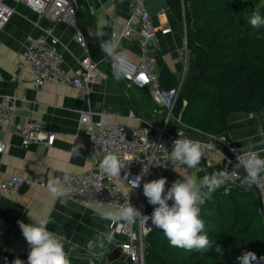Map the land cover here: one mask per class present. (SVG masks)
Wrapping results in <instances>:
<instances>
[{"label": "crops", "instance_id": "0c3cea01", "mask_svg": "<svg viewBox=\"0 0 264 264\" xmlns=\"http://www.w3.org/2000/svg\"><path fill=\"white\" fill-rule=\"evenodd\" d=\"M3 1L14 9V13L10 22L0 31V72L3 74L0 94L11 93L18 96L15 122H39L45 131L54 132L56 139L52 146L32 143L23 147L21 134L17 132L14 124L0 127V140L11 144L7 154H0V177L6 178L15 174L46 182L45 187L26 185L19 194L0 199V250L17 256L27 249L28 244L17 221L32 223L33 220L29 216L31 215L48 219L50 231L63 234L73 243L81 245L79 249L71 252V258L82 264H89L91 258L98 256L96 264H108L107 253L117 246V241L122 240V237H114V242L98 250L95 256L88 254L84 247L98 231H109L110 221L101 220L96 215L99 206L87 207L81 197L73 198L68 193L62 199H55L47 190V183L61 176L64 171L74 174L93 166V158L87 150L85 131L80 130V134H76L81 112L90 108L95 113L109 116L110 122L125 124L129 131L143 125L139 120L130 117L131 113L136 117L157 122L162 121L164 117L152 114V109L157 107V104L147 87H136L124 78L115 79L111 61L104 59L105 54L99 46L101 38L96 36L98 30L106 33L102 38L104 40L120 38L129 14L128 0H74L78 7L79 25L84 31L90 54L93 59L99 61L100 72L93 77L88 92L85 88L58 82L46 83L36 90L27 70L21 73L19 80L16 78L28 34H41L44 28L53 27V35L58 38L57 49L62 56V67L69 71L77 68L83 50L75 40L73 27L53 24L46 18H39L22 0ZM153 22L156 28L154 53L157 58L162 59V67L169 70L173 76L172 80L177 84L183 72L185 83L191 81L196 67L194 58L187 49L184 25L181 26L169 10L153 17ZM119 50L124 52L131 62L138 61L140 47L135 38H123ZM188 132L194 135H199V132L202 135L212 134L199 129L193 132L189 129ZM223 133L242 148L248 143L259 144L264 141V111L232 113ZM74 143L82 144L83 147L79 150V157L70 158L68 151ZM260 155L264 157V152ZM234 166L236 165L233 162L222 155L212 153L210 164H199L194 169L176 164L161 177L171 183L186 178L199 182L205 175ZM243 185L241 183L240 186ZM250 187L254 190L253 186ZM153 209V205L149 206L145 215L150 216ZM148 222L151 223V220ZM122 261L127 264L124 258Z\"/></svg>", "mask_w": 264, "mask_h": 264}, {"label": "built area", "instance_id": "2783aa9c", "mask_svg": "<svg viewBox=\"0 0 264 264\" xmlns=\"http://www.w3.org/2000/svg\"><path fill=\"white\" fill-rule=\"evenodd\" d=\"M146 0H128L129 14L124 23L120 42L123 38H135L140 47L138 61L131 62L135 71L124 79L139 88L147 87L157 107L155 114L162 115V121L146 120L143 117H133L143 123L134 131H129L128 126L122 123H113L104 120V114L95 113L92 109L81 112L79 117L77 135L84 130L88 144L87 150L93 158V166L88 170L71 174L73 182L69 196L81 197L83 204L87 207L99 206L102 202L105 207L124 203L126 193L129 191V182L136 176L141 175L143 168L148 167V174L143 175L140 187L129 193V202L146 214L149 206L147 198L143 195V183L161 178L162 174L175 166L182 165L180 162L170 160V151L173 142L180 138L197 140L205 145V156L200 164H210V155L218 153L228 161L233 160L228 156L227 149L236 160L237 153L232 149H241L231 141L226 134H200L194 135L188 130L195 131L185 124L180 116L173 114L174 106L179 99L183 85L185 84V73L176 86L164 88L161 85L159 72L157 70V57L154 53L156 28L153 17L148 12ZM32 9L39 18H46L53 24H65L75 29V40L83 50L75 70L69 71L62 67V56L57 49L58 38L53 35V27H47L41 34H28L22 59L18 65L16 78L19 80L21 73L28 71L31 82L36 90L41 89L46 83L58 82L72 85L77 88L90 90V84L95 74L100 72L99 61L92 58L84 31L79 25L78 7L74 0H22ZM14 9L0 0V31L10 22ZM104 59H108L104 56ZM110 60V59H108ZM3 74L0 72V81ZM18 96L11 93L0 94V127L5 124H14L17 132L21 134V144L28 147L32 143H44L52 146L56 134L45 131L43 125L36 121L26 124L15 122V110L17 108ZM168 101L172 106L165 103ZM212 145L213 147H208ZM11 144L0 140V154H7ZM108 152L117 153L126 163L125 169L121 171V177H108L103 175L99 168V162ZM237 161V160H236ZM229 172L236 175L220 188L229 193L233 186L241 185L245 177L238 167L227 168ZM125 173L128 174L124 179ZM167 181L166 189L171 186ZM26 185L46 186L44 180L38 181L33 178H23L11 174L6 178L0 177V199L5 196L16 195ZM264 216V174L255 185H252ZM98 188L100 189L98 191ZM172 202L169 201V204ZM151 223H141L137 220L133 224L124 222L109 223V231L115 233V237H122L117 241V246L122 251V258L127 264H144L146 254V236L154 228ZM29 246L20 255L12 256L6 250H0V264H13L19 258L27 264ZM98 256L89 260L90 264H96Z\"/></svg>", "mask_w": 264, "mask_h": 264}, {"label": "trees", "instance_id": "16d2710c", "mask_svg": "<svg viewBox=\"0 0 264 264\" xmlns=\"http://www.w3.org/2000/svg\"><path fill=\"white\" fill-rule=\"evenodd\" d=\"M261 3L264 0H168L169 12L186 27L187 49L196 67L194 88L187 98L180 95L173 110L188 126L220 134L232 113L264 111V28L253 29L248 23ZM260 11L264 15V8ZM157 66L162 87L177 85L161 58ZM201 218L222 254L172 247L154 227L146 236L144 264H239L237 257L245 251L264 256V216L250 186H233L229 193L217 189L201 206Z\"/></svg>", "mask_w": 264, "mask_h": 264}, {"label": "clouds", "instance_id": "9594fccd", "mask_svg": "<svg viewBox=\"0 0 264 264\" xmlns=\"http://www.w3.org/2000/svg\"><path fill=\"white\" fill-rule=\"evenodd\" d=\"M264 8V3L258 4L255 10L248 17V23L253 29L264 28V15L260 9ZM106 33L98 30L96 36L101 38L100 49L105 57L110 59L113 69V76L119 80L128 77L135 71V66L131 63L128 56L119 50L120 38L102 39ZM169 107L172 105L165 101ZM110 117L105 115L107 122ZM264 141L259 144L248 143L243 148L237 150V167L242 168L245 177L242 184L245 186L255 185L264 174V157L260 155L264 152ZM82 144H75L68 151L70 158L80 156ZM208 147H213L212 145ZM258 149V150H257ZM205 156V145L201 142L189 138L176 139L170 151V160L180 162L189 169L196 168ZM115 152H108L99 162V168L103 175L116 178L121 177V171L125 169L126 163ZM148 174V167L143 168L142 174L130 181L129 191L126 193L124 203H117L114 206L105 207L99 202L96 215L101 220L112 222H124L133 224L137 220L141 223H151L155 228L160 229L167 238L170 246L188 251L196 250L201 253L213 251L222 254V247L215 240L209 238L205 232V222L201 218V206L206 199L226 182L233 179L235 172L220 170L205 175L201 181L193 178L177 179L169 188L166 189L167 179L161 177L143 183V195L148 203L154 206L151 215H144L139 209L134 207L128 199L129 193L138 187L143 175ZM128 174L125 173L124 179ZM73 177L68 171H64L61 176L51 179L47 183V190L53 198L62 199L70 191ZM100 189L98 188V191ZM169 201L172 203L169 204ZM32 223L17 221L22 235L29 246L27 264H71L70 254L81 247L79 243H73L65 235L50 231L48 228L49 220L46 218H35L29 215ZM115 233L112 231H98L96 235L89 239L84 245L88 254L95 256L98 250H102L107 244L114 242ZM66 245L70 247H66ZM239 264H264V256L257 257L254 252L245 251L237 257ZM13 264H25L16 258Z\"/></svg>", "mask_w": 264, "mask_h": 264}, {"label": "water", "instance_id": "95a60500", "mask_svg": "<svg viewBox=\"0 0 264 264\" xmlns=\"http://www.w3.org/2000/svg\"><path fill=\"white\" fill-rule=\"evenodd\" d=\"M145 5H146L148 12L150 13V15L152 17L158 16L163 11L168 10V0H146ZM184 29H185V33H186V27L185 26H184ZM194 86H195L194 81L186 82L182 88V93H181L182 96L184 98H187L190 95ZM225 151L228 154V156L233 160V163L237 166V161L234 159L233 155L227 149H225ZM238 169L244 174V170L242 168H238ZM152 231H153V229L150 232H152ZM106 261L108 264H111V263H114L117 261H122L121 249L118 246L113 248L110 252L107 253Z\"/></svg>", "mask_w": 264, "mask_h": 264}, {"label": "bare ground", "instance_id": "6f19581e", "mask_svg": "<svg viewBox=\"0 0 264 264\" xmlns=\"http://www.w3.org/2000/svg\"><path fill=\"white\" fill-rule=\"evenodd\" d=\"M89 264H90V262H89Z\"/></svg>", "mask_w": 264, "mask_h": 264}]
</instances>
